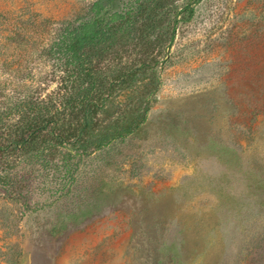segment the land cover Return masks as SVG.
I'll list each match as a JSON object with an SVG mask.
<instances>
[{
	"label": "rangeland",
	"instance_id": "374dc122",
	"mask_svg": "<svg viewBox=\"0 0 264 264\" xmlns=\"http://www.w3.org/2000/svg\"><path fill=\"white\" fill-rule=\"evenodd\" d=\"M92 1L0 10L58 23ZM192 2L161 0L162 23L137 31L167 37L175 21L167 52L146 51L158 88L138 132L82 157L78 178L63 177L57 149V168L0 187V264H264V0Z\"/></svg>",
	"mask_w": 264,
	"mask_h": 264
},
{
	"label": "trees",
	"instance_id": "16d2710c",
	"mask_svg": "<svg viewBox=\"0 0 264 264\" xmlns=\"http://www.w3.org/2000/svg\"><path fill=\"white\" fill-rule=\"evenodd\" d=\"M137 1L116 8L115 0H93L58 23L0 10V187L12 188L7 178L20 173L19 180L36 178L33 164L57 168V149L64 150L63 177L78 178L82 157L138 132L158 88L157 59L146 51L156 44V54L167 52L175 21L167 37L137 33L162 23L153 18L161 0ZM128 50L140 57L125 59ZM20 153L28 167L14 171L10 160Z\"/></svg>",
	"mask_w": 264,
	"mask_h": 264
}]
</instances>
